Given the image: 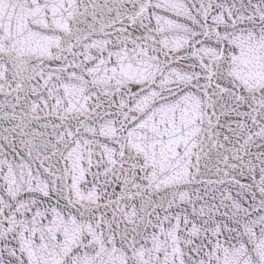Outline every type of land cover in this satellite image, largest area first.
I'll return each instance as SVG.
<instances>
[{"label": "snow or ice", "instance_id": "1", "mask_svg": "<svg viewBox=\"0 0 264 264\" xmlns=\"http://www.w3.org/2000/svg\"><path fill=\"white\" fill-rule=\"evenodd\" d=\"M0 264H264V0H0Z\"/></svg>", "mask_w": 264, "mask_h": 264}]
</instances>
